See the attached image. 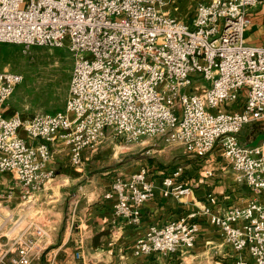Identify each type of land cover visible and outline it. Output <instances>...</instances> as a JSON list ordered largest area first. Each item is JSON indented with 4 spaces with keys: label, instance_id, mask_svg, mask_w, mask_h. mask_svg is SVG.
<instances>
[{
    "label": "built area",
    "instance_id": "1",
    "mask_svg": "<svg viewBox=\"0 0 264 264\" xmlns=\"http://www.w3.org/2000/svg\"><path fill=\"white\" fill-rule=\"evenodd\" d=\"M167 4L0 0V44L66 46L75 60L65 107L30 116L5 114L24 75L0 70V172L13 180L1 194L6 203H0V264H33L48 254L40 240L48 233L25 207L55 177L49 167L54 143L65 142L71 163L82 170L85 151L98 148L111 131L126 142L162 136L197 157L219 148L237 182L256 195L245 205L223 211L210 205L151 225L136 239L135 255L168 256L192 247L199 217L207 216L240 254L237 264H251L246 253L253 264H264V201L258 198L264 192V142L239 137L244 126L264 121V41L252 43L246 36L252 8L264 0H201L192 21L173 15ZM183 170L164 175L165 196L191 194ZM151 173L143 166L120 174L105 194L115 197V213L128 223L140 221L142 206L154 196ZM15 200L19 205H12ZM18 206L22 213L16 214ZM84 241L80 234L77 264H88Z\"/></svg>",
    "mask_w": 264,
    "mask_h": 264
},
{
    "label": "crops",
    "instance_id": "2",
    "mask_svg": "<svg viewBox=\"0 0 264 264\" xmlns=\"http://www.w3.org/2000/svg\"><path fill=\"white\" fill-rule=\"evenodd\" d=\"M246 36L252 43L264 41V11L253 13V23L247 29ZM8 104L9 102L4 106V111L6 115H11L15 110L9 109ZM237 105L235 104L231 108H237ZM241 141L252 144L264 142V121L251 124V131ZM54 151V159L49 167L55 169L56 174L53 179H56L66 171H71L73 174L76 171L78 173L74 175L80 176L85 163L95 155L97 148L85 151L82 170L76 169L71 163L70 149L65 142L58 140L54 143ZM184 160L186 165L183 166L182 177L189 181L192 187L191 194L180 199L174 196H165L162 191L164 177L162 171L152 172L150 177L156 186L155 193L142 206L141 218L137 223H128L122 217L117 216L114 209L115 197L105 196L112 189L114 181L112 178L105 179L100 187L95 186L92 189V194H96L97 199L83 201L80 207V219L76 222L79 226L77 231L69 228L71 222L67 223V227L62 230L61 224L56 218L45 221L47 219L42 216L45 215V211L41 209L45 201L41 200L40 193L53 187L51 186L52 179L45 189L37 193L25 207L29 213L37 214L35 216L37 221L48 233L40 238L42 248L48 251V254L54 253V251H56L54 255L66 254L65 264H77L74 254L78 247L77 238L82 234L85 240V258L88 264H237L240 254L226 241L221 228L211 223L207 216L199 217L200 230L192 247L180 249L176 254L168 256L161 253L147 256L135 255L136 239L144 234L151 225H164L172 219L202 211L210 205L216 210L223 211L232 205H245L256 197L250 188L237 182L234 171L225 162L219 148L203 157L195 156L194 160L191 158ZM136 170L126 169V173L123 171L119 173L128 176ZM12 185L11 174L0 172V203H6V199L1 194L11 189ZM89 190L91 189H87L85 193ZM16 197V200L19 201V197ZM212 197L216 201L214 204L211 201ZM258 198L264 201V192ZM16 200L11 202L12 205H17ZM15 212L16 214L22 213L20 206L16 208ZM101 231L108 232L101 236L100 244L95 248L93 237ZM244 256L249 258L253 264V259L249 254L246 253Z\"/></svg>",
    "mask_w": 264,
    "mask_h": 264
},
{
    "label": "rangeland",
    "instance_id": "3",
    "mask_svg": "<svg viewBox=\"0 0 264 264\" xmlns=\"http://www.w3.org/2000/svg\"><path fill=\"white\" fill-rule=\"evenodd\" d=\"M198 1L167 0V7L173 15L192 21ZM252 10L254 13H261L264 11L263 5L254 6ZM74 62V56L66 46H33L25 49L18 43L2 42L0 70L8 68L24 75V80L8 101V108L25 116L63 109L69 93ZM204 83L208 84L206 81ZM250 131L251 124L244 126L239 133L240 138L244 139ZM110 134L111 137L102 141L95 155L85 163L80 176L74 175L78 173L76 171L74 174L71 171L63 172L51 181L53 187L40 193L41 200L45 201L41 207L45 211V215H42L47 219L45 221L56 218L62 230L71 222V227L69 224L68 227L77 231L76 222L80 219L83 201L97 199L96 194H92V189L100 187L105 179H115L120 174L125 175L119 173L121 171L126 173V169L136 170L143 166L151 168L152 172L162 171L166 175L173 169L186 165L184 159L194 160L195 157L187 153L183 145L162 136L144 138L140 142H126L124 136H116L112 131ZM87 189L91 190L85 193ZM54 253L45 255L33 264L66 263V254Z\"/></svg>",
    "mask_w": 264,
    "mask_h": 264
},
{
    "label": "water",
    "instance_id": "4",
    "mask_svg": "<svg viewBox=\"0 0 264 264\" xmlns=\"http://www.w3.org/2000/svg\"><path fill=\"white\" fill-rule=\"evenodd\" d=\"M108 231H101L99 233H97L94 237H93V241H94V247L97 248L100 244V238L102 235L106 234ZM176 264V263H174Z\"/></svg>",
    "mask_w": 264,
    "mask_h": 264
},
{
    "label": "trees",
    "instance_id": "5",
    "mask_svg": "<svg viewBox=\"0 0 264 264\" xmlns=\"http://www.w3.org/2000/svg\"><path fill=\"white\" fill-rule=\"evenodd\" d=\"M17 72V71H16ZM70 84V83H69ZM53 111H56V110H51V112H53Z\"/></svg>",
    "mask_w": 264,
    "mask_h": 264
}]
</instances>
